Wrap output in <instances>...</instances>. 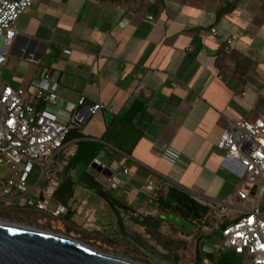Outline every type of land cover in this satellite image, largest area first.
I'll list each match as a JSON object with an SVG mask.
<instances>
[{
  "label": "crops",
  "instance_id": "0c3cea01",
  "mask_svg": "<svg viewBox=\"0 0 264 264\" xmlns=\"http://www.w3.org/2000/svg\"><path fill=\"white\" fill-rule=\"evenodd\" d=\"M17 27L0 68L3 82L34 91L42 75H52L58 102L45 108L59 122L69 121L65 112L82 95L87 105H103L73 124L83 137L66 140L62 152L61 182L68 173L76 181L64 203L68 214L54 218L29 210L34 224L114 236L120 230L116 213L99 192L128 208L119 209L134 229L133 218L161 212L149 181L164 199L172 184L192 198L197 193L198 200L234 191L240 179L223 166L225 153L217 143L228 118L264 113L263 2L35 0ZM229 36L236 48L225 53ZM131 110L135 116H127ZM109 132L121 142L133 138L130 152L105 142ZM81 139L105 144L98 158L113 175L98 171L94 162L86 169L101 190L81 181L83 165L65 171ZM167 147L181 152L173 164L161 157ZM13 209L0 204V214L14 217ZM18 216L25 218L26 211Z\"/></svg>",
  "mask_w": 264,
  "mask_h": 264
},
{
  "label": "built area",
  "instance_id": "2783aa9c",
  "mask_svg": "<svg viewBox=\"0 0 264 264\" xmlns=\"http://www.w3.org/2000/svg\"><path fill=\"white\" fill-rule=\"evenodd\" d=\"M34 1L0 0V68L17 37L18 18ZM212 31L218 33L215 27ZM235 48L233 37H226L223 50L231 53ZM53 80L50 74L42 75L36 90L30 91L0 79V204L22 213L44 211L61 218L69 208L57 202L55 194L61 183V156L67 135L76 121L85 120L86 111L94 114L103 105H87L82 95L66 110L69 121L59 122L45 108L58 102ZM217 144L225 153L223 166L240 182L225 198L201 200L210 205L211 211L209 222L198 228L205 237L220 235L221 243L209 244L212 253L219 255L232 249L242 254L241 264H264V113L256 119L228 118ZM180 156L174 147H167L161 154L172 164ZM94 162L105 166L99 158ZM146 187L158 194L155 182L149 181ZM206 262L210 260L206 258Z\"/></svg>",
  "mask_w": 264,
  "mask_h": 264
},
{
  "label": "water",
  "instance_id": "95a60500",
  "mask_svg": "<svg viewBox=\"0 0 264 264\" xmlns=\"http://www.w3.org/2000/svg\"><path fill=\"white\" fill-rule=\"evenodd\" d=\"M112 115L109 114L110 118ZM105 175L112 176L113 170L107 166H97ZM255 188L253 189V192ZM111 205L117 216L121 234L127 238L129 229L124 216L114 201L99 192ZM180 204L193 212L194 218H200L196 198L179 199ZM67 216V215H65ZM159 216L174 225L186 224L187 231H193V221L182 218L179 214L163 210ZM205 235H201L196 242L195 264H203L204 257L201 242ZM145 247L142 248L155 259L166 264H181L171 253L164 252L159 246L144 237ZM0 264H144L132 258L107 252L85 240L66 232L31 223L16 222L0 217Z\"/></svg>",
  "mask_w": 264,
  "mask_h": 264
},
{
  "label": "trees",
  "instance_id": "16d2710c",
  "mask_svg": "<svg viewBox=\"0 0 264 264\" xmlns=\"http://www.w3.org/2000/svg\"><path fill=\"white\" fill-rule=\"evenodd\" d=\"M225 52V51H224ZM226 53V52H225ZM137 112V111H136ZM136 112L131 110L127 116H135ZM75 125H72L66 140H71L74 137H83V133L80 132L78 129L74 128ZM105 142H108L115 146L117 149L130 152V147L128 145L132 144L133 138L127 139L125 142L119 141L116 137H114L110 132L109 134H106L103 138ZM105 149V144L102 141H96L91 139H81L77 142V147L75 152L70 155L67 158L66 164H65V171L69 172L72 169H75L82 165H90L94 162L95 158H98L101 154V152ZM81 181H84L86 184L91 186L94 189L101 190L100 188V182L98 179L88 173L86 170H83L81 173ZM76 184V181L72 178L70 173L67 174L66 178L60 183V186L58 187L55 198L63 203H67L69 198L74 193V186ZM185 197H188V199H192V196L185 191L183 188L179 187L178 185L172 184L169 187L167 199H164L160 193H158L154 197V201L156 202L158 208L160 211L166 210V211H172L175 212L185 218H191L193 220H196L198 223V226L202 224L203 222H209L210 218V211L211 207L210 205L202 202L201 200L196 199L197 209L198 213L201 214L200 218H194L192 215V212L189 211L186 207L182 206L180 204L179 199H184ZM114 203L121 209H128L123 205L122 203L117 202L115 199H113ZM133 220L136 223L141 224L146 228V231L148 234H150L152 237H154L159 243L163 245H174L176 241L173 239H169V241H165L163 239V233H162V227L165 222H168L167 220L161 218L159 214L157 215H144L141 218H133ZM170 224V227L173 230H178V227H176L174 224ZM187 235H194L197 239L203 235V231L199 228L196 233H187ZM181 242L187 244L188 241L182 240ZM169 243V244H168ZM209 245L205 244V241L203 240L201 242V248L204 259H209L213 264H241L242 261V254L236 252L235 250H227L219 255H216L215 253H212L210 249L208 248ZM196 249V248H195Z\"/></svg>",
  "mask_w": 264,
  "mask_h": 264
},
{
  "label": "rangeland",
  "instance_id": "374dc122",
  "mask_svg": "<svg viewBox=\"0 0 264 264\" xmlns=\"http://www.w3.org/2000/svg\"><path fill=\"white\" fill-rule=\"evenodd\" d=\"M90 166L88 165H83L81 167L82 170H86L89 169ZM193 195L195 196V198H200L199 195L197 193H193ZM24 221V219H18V221ZM133 225L137 226L141 231L145 232L147 234V236H149L152 240L151 242L155 243L157 246H159V248L164 249L163 244L159 243L154 237L150 236V234L147 233L146 228L142 225L133 223ZM46 227V226H44ZM54 229V228H52ZM55 230H59V229H55ZM59 231H63L66 232L70 235L79 237L83 240H85L86 242L94 245L95 247H98L102 250H105L107 252H114L117 253L119 255H124L123 253H121L122 249L119 248L118 243L116 242H110L108 235L104 232H84V231H69V230H59ZM162 233H163V239L165 241H169V239H174L176 241V243L174 245L170 244L167 245V249L173 251L174 253L178 254L183 261H192L195 258V248H196V238L194 235H187V233L183 230H173L170 227V224L168 222H165L163 227H162ZM182 240L188 241L187 244L181 242ZM206 241L210 240L211 244H215V243H221L222 239L220 237V235H215L213 236H208L205 239ZM169 244V243H168ZM127 257V256H126ZM130 258V257H129ZM133 259V258H132ZM135 260V259H134ZM203 264H213L211 261L210 262H206V259L204 260Z\"/></svg>",
  "mask_w": 264,
  "mask_h": 264
},
{
  "label": "flooded vegetation",
  "instance_id": "af4514ba",
  "mask_svg": "<svg viewBox=\"0 0 264 264\" xmlns=\"http://www.w3.org/2000/svg\"><path fill=\"white\" fill-rule=\"evenodd\" d=\"M15 213L14 217L13 216H9V215H4V214H0L1 218L4 219H9V220H14L16 222H22V223H31L34 224L29 217H28V213L29 211H26V216L25 218H21L20 216H18V214L20 213L19 209H13V211ZM192 212V211H191ZM193 215V212H192ZM180 217L185 218L183 216L180 215ZM24 219V221H18V219ZM188 219V218H186ZM190 220L193 221V231L191 233H196L198 231V223L196 220H193L191 218H189ZM168 223H171L168 221ZM172 224V223H171ZM36 225V224H35ZM141 225V224H139ZM178 229L185 231L186 233H188L187 228H186V224H182L181 226H177ZM122 232L120 230L117 231V233L114 236L108 235V238L110 239V242H116L119 245V248L122 249L121 253H123L124 255H126L127 257L133 258L136 261L142 262L144 264H166L162 261H159L157 259H155L154 257H152L150 254H148L147 252H145L142 248L145 247V243H144V237H147L150 241L152 240L149 236H147V234L143 231H141L137 226L136 229H131L127 234L128 237H125L121 234ZM151 236V235H150ZM79 238V237H78ZM167 247V245H164ZM166 247H164V249H162L164 252H169L171 253L181 264H195V258L192 261H183L182 258L174 253L173 251L167 249Z\"/></svg>",
  "mask_w": 264,
  "mask_h": 264
},
{
  "label": "bare ground",
  "instance_id": "6f19581e",
  "mask_svg": "<svg viewBox=\"0 0 264 264\" xmlns=\"http://www.w3.org/2000/svg\"><path fill=\"white\" fill-rule=\"evenodd\" d=\"M134 229H136V228H134Z\"/></svg>",
  "mask_w": 264,
  "mask_h": 264
}]
</instances>
